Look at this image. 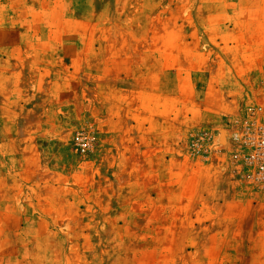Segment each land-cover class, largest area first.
I'll return each mask as SVG.
<instances>
[{
	"label": "rangeland",
	"instance_id": "rangeland-1",
	"mask_svg": "<svg viewBox=\"0 0 264 264\" xmlns=\"http://www.w3.org/2000/svg\"><path fill=\"white\" fill-rule=\"evenodd\" d=\"M261 103L264 0H0V264H264Z\"/></svg>",
	"mask_w": 264,
	"mask_h": 264
},
{
	"label": "built area",
	"instance_id": "built-area-1",
	"mask_svg": "<svg viewBox=\"0 0 264 264\" xmlns=\"http://www.w3.org/2000/svg\"><path fill=\"white\" fill-rule=\"evenodd\" d=\"M232 138L244 148L255 180L264 184V103L249 107Z\"/></svg>",
	"mask_w": 264,
	"mask_h": 264
}]
</instances>
